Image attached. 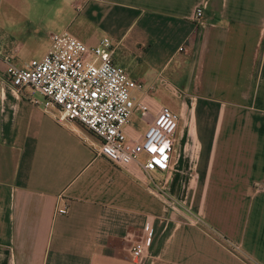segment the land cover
I'll use <instances>...</instances> for the list:
<instances>
[{
  "label": "crops",
  "instance_id": "1",
  "mask_svg": "<svg viewBox=\"0 0 264 264\" xmlns=\"http://www.w3.org/2000/svg\"><path fill=\"white\" fill-rule=\"evenodd\" d=\"M77 1L0 0V264H264V0ZM62 29L108 36L143 81L133 95L150 110L131 113L128 136L162 104L178 113L171 168L151 175L181 205L12 86L7 61L26 66Z\"/></svg>",
  "mask_w": 264,
  "mask_h": 264
},
{
  "label": "built area",
  "instance_id": "2",
  "mask_svg": "<svg viewBox=\"0 0 264 264\" xmlns=\"http://www.w3.org/2000/svg\"><path fill=\"white\" fill-rule=\"evenodd\" d=\"M82 0L75 3L79 11ZM202 6H197L198 22ZM114 46L108 36L95 44H87L68 29L50 32V44L40 57L29 59L26 66L10 61L6 74L17 90L29 87L35 95L30 99L47 110L56 108L59 122L76 119L100 139L95 151L120 167L136 162L154 186L151 190L171 207L182 202L170 194L162 181H154L151 172L168 171L174 150L178 113L162 104L140 138L128 136L126 126L130 115L138 110L144 117L150 110L142 97L135 98V89H144L142 80L131 77L127 70L114 62ZM38 95V97L36 96ZM141 153L146 157L140 159ZM67 203L56 206L57 212H66ZM144 241L132 244L130 252L139 256L145 252Z\"/></svg>",
  "mask_w": 264,
  "mask_h": 264
}]
</instances>
